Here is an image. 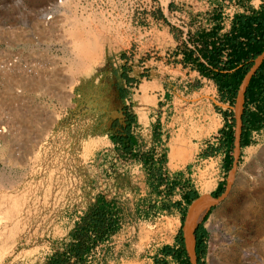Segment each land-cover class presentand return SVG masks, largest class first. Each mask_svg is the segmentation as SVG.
Returning a JSON list of instances; mask_svg holds the SVG:
<instances>
[{
	"label": "rangeland",
	"instance_id": "374dc122",
	"mask_svg": "<svg viewBox=\"0 0 264 264\" xmlns=\"http://www.w3.org/2000/svg\"><path fill=\"white\" fill-rule=\"evenodd\" d=\"M20 1L0 0V6L11 4L9 12L25 20L24 8L51 0ZM207 3L64 0L73 43L63 50L62 71L18 76L22 92L3 93L18 106L0 109V118L9 115L0 146V264H43L100 195L115 201L120 229L95 248L94 264H161L164 258L179 264L162 249L178 246L180 232L190 260L199 264L197 252L193 257L187 247L190 205L184 215L175 205L193 190L204 203L216 199L193 228L195 251V229H206L200 264H260L245 252L264 258L262 235L253 219L234 211V202L247 200L239 178L264 174V127L242 146L236 141L239 128L242 133L237 101H223L215 83L190 68L159 67L158 61L176 63L173 38L188 27L195 8ZM84 41L99 48L95 58L84 52ZM152 68L160 72L150 77ZM124 74L137 77L127 82ZM225 111L229 122L235 119L230 153L221 132ZM126 113L136 116L138 157L113 139ZM146 153L153 156L147 166L141 159ZM152 166L163 173L158 189Z\"/></svg>",
	"mask_w": 264,
	"mask_h": 264
},
{
	"label": "trees",
	"instance_id": "16d2710c",
	"mask_svg": "<svg viewBox=\"0 0 264 264\" xmlns=\"http://www.w3.org/2000/svg\"><path fill=\"white\" fill-rule=\"evenodd\" d=\"M212 19L213 27L199 29L196 32L189 31L187 40L178 46L175 54H182L181 62L185 67H191L197 70L202 77L212 80L221 99L234 106L244 79L255 65L256 59L264 52V0L259 8L247 6L244 11L237 12L227 31H222L224 28L222 12L216 11ZM124 78L127 82L133 80L127 74H124ZM224 114L227 125L221 132L224 135V145L230 153L235 141V119L234 123H231L228 120V112L225 111ZM241 118V143L245 146L250 143L252 133L264 127V58L247 85ZM135 122L136 116L126 113V123L121 126L117 134L113 135V139L122 146L125 152L138 157V152L134 150L138 140L132 130ZM141 159L147 166L152 162L153 156L146 153ZM150 173L159 180L154 185L158 189V185L164 180L162 170L160 168L155 170L152 166ZM172 184L174 188L175 184ZM220 189L221 186L218 187V190ZM198 196L195 190L184 191L183 199L175 202V205L182 209L184 215L186 208ZM184 202L185 206H183ZM182 219L184 221V218ZM119 229L120 220L115 201L100 195L70 230L68 240L50 254L43 264H94L95 248L109 240ZM205 234L206 229L199 224L195 229L199 264L200 255L206 250L202 238ZM177 238L178 246L166 245L162 253L165 257L173 256L179 264H193L181 232ZM156 261L159 263L158 260ZM161 264H168L166 258Z\"/></svg>",
	"mask_w": 264,
	"mask_h": 264
},
{
	"label": "built area",
	"instance_id": "2783aa9c",
	"mask_svg": "<svg viewBox=\"0 0 264 264\" xmlns=\"http://www.w3.org/2000/svg\"><path fill=\"white\" fill-rule=\"evenodd\" d=\"M10 5L0 6V109L18 106L12 98L3 95L9 90L22 92L16 84V77L62 71L63 50L73 43L64 0L24 8L25 20H18V16L10 13ZM8 119V113L4 112L0 118V146L2 136L7 132Z\"/></svg>",
	"mask_w": 264,
	"mask_h": 264
},
{
	"label": "bare ground",
	"instance_id": "6f19581e",
	"mask_svg": "<svg viewBox=\"0 0 264 264\" xmlns=\"http://www.w3.org/2000/svg\"><path fill=\"white\" fill-rule=\"evenodd\" d=\"M20 1V0H19ZM94 43V42H93ZM81 44V43H80ZM82 45V44H81ZM93 44L91 42L84 41V44L82 47L84 48V52L88 53L89 55L91 54L93 58L97 56L98 49L96 46L93 50ZM88 56V55H87ZM80 60V59H79ZM81 62V60H80ZM87 63V62H86ZM84 64V63H82ZM48 80V79H47ZM25 81V80H24ZM36 81V80H35ZM35 83V82H34ZM32 84V83H31ZM242 99L240 96V101L237 103L239 114L242 112ZM29 110V109H28ZM31 115V114H30ZM30 151V150H29ZM12 152V151H11ZM176 151L174 150L172 154H174ZM263 152V151H262ZM21 153V152H20ZM8 154V153H7ZM14 155V154H13ZM172 156V155H171ZM177 156V155H176ZM174 157V155H173ZM172 157V158H173ZM263 158V157H262ZM15 159V158H14ZM174 159V158H173ZM250 165V164H249ZM245 172V171H244ZM252 174V173H251ZM243 175V174H242ZM253 175V176H252ZM249 176V174L246 173L242 178H239L241 180V185H242V190L243 194L246 195L247 200L244 199V201L238 203V200L234 202V211L241 212L243 214V217L246 219L251 218L255 222L252 224L253 226L255 225L259 231V233L262 235L261 238V245L264 246V174L263 173H256L252 174ZM235 178V172H232L230 180V184L232 183V179ZM238 183V182H237ZM251 183H253L255 186L258 185L260 186V189L252 188ZM210 185V184H209ZM212 185V184H211ZM207 186V185H206ZM213 186V185H212ZM211 186V187H212ZM239 186V185H238ZM206 189V188H205ZM208 189V187H207ZM211 189V188H210ZM254 189V190H252ZM7 190V189H6ZM5 190V191H6ZM207 191V190H206ZM3 193V192H2ZM23 193V192H22ZM4 193L5 199L8 197L11 199L14 196H12L11 193ZM11 194V195H10ZM3 195V194H1ZM14 195V194H13ZM7 196V197H6ZM245 197V196H244ZM14 199V198H13ZM11 199V200H13ZM7 200V199H6ZM9 200V199H8ZM215 198H211L209 201L202 202L203 200L200 198H197L192 202L190 205V211L188 213L186 223H185V233H186V239L187 240V247L191 255L194 257L195 256V248L193 244V228L196 226V224L202 219L204 213L206 212L210 202L215 201ZM232 202V201H231ZM25 203V202H24ZM233 208V207H232ZM28 210V209H27ZM237 215V214H235ZM16 217V216H15ZM240 217V216H239ZM14 218V217H13ZM239 219V218H238ZM9 220H11L9 218ZM241 220V219H240ZM252 226V227H253ZM249 227V226H248ZM255 227V228H256ZM250 230V228H249ZM257 231V230H256ZM232 233V232H231ZM256 233V232H255ZM260 236V235H259ZM235 237V236H234ZM255 237V236H254ZM240 239V238H239ZM256 240V239H255ZM246 247V246H245ZM261 247V246H260ZM255 249H257L255 247ZM234 251V250H233ZM237 253V252H236ZM246 257L250 256H255L257 257L258 261H260V264H264V258L258 252L254 250L246 251L245 252ZM252 260V259H251ZM227 261V260H226ZM253 261V260H252ZM257 262V260L255 261ZM244 264V263H242ZM252 264V263H251Z\"/></svg>",
	"mask_w": 264,
	"mask_h": 264
},
{
	"label": "crops",
	"instance_id": "0c3cea01",
	"mask_svg": "<svg viewBox=\"0 0 264 264\" xmlns=\"http://www.w3.org/2000/svg\"><path fill=\"white\" fill-rule=\"evenodd\" d=\"M262 2H263V0H209V3L195 8V10L192 12V15H191L192 21L190 22L188 27L185 28V30L182 32L180 37H174L173 38L174 45L175 46L177 45V48L175 49V53L178 49V46L183 41L187 40V34L189 31L196 32L199 29H204V28L209 29V28L214 26V21L212 19V16L216 11L222 12V14H223V21L222 22L224 25V28L222 31H227L230 29L234 15L237 12L244 11L247 8V6L259 8ZM108 39H109L108 40L109 43H111L112 38L109 37ZM138 41L143 42L144 38L140 39ZM174 58L176 59V63L173 62V63H171L172 65L170 64L167 66L165 64H161V61H158V62H160L159 67L164 68L163 66H165V67H168L170 69V66H172L176 69H179L181 66L183 69L190 68L192 71H195L198 74V77L201 80L207 79L205 77H202L197 70L192 69L191 67H185L181 62L182 54H180V53L175 54ZM147 72H150V74H151L150 77H151L152 75L154 76L155 74H158L160 71L155 69V68H152L150 70H147ZM130 76L131 77H137L136 74H134V75L130 74ZM207 80L212 81L210 79H207ZM149 81L153 82V80H149ZM141 84H143V83H141ZM157 89L160 90V86Z\"/></svg>",
	"mask_w": 264,
	"mask_h": 264
},
{
	"label": "water",
	"instance_id": "95a60500",
	"mask_svg": "<svg viewBox=\"0 0 264 264\" xmlns=\"http://www.w3.org/2000/svg\"><path fill=\"white\" fill-rule=\"evenodd\" d=\"M263 58H264V52H263V54H261L257 59H256V63H255V65L253 66V68L251 69V71L247 74V76H246V78L244 79V81H243V83H242V85H241V87H240V90H239V93H238V97H237V103L240 101V96H241V99H242V107L244 106V101H245V92H246V88H247V85H248V83H249V80H250V78H251V76H252V74L254 73V71L257 69V67L259 66V64L261 63V61L263 60ZM243 112V111H242ZM242 112H241V114H239V123L240 124H242V118H241V116H242ZM240 129L241 128H239L238 129V135L236 134V141H237V143H240L241 142V135L239 134L240 132ZM199 199L201 198V197H198ZM211 198H213V197H209L208 199H206V200H210ZM197 199V198H196ZM202 200H204L203 198H201ZM194 201V200H193ZM192 201V202H193ZM192 204V203H191ZM190 204V205H191ZM189 211H190V208H189ZM189 211H188V213H189ZM188 216V215H187ZM187 219V218H186ZM186 223V222H185ZM196 252V251H195Z\"/></svg>",
	"mask_w": 264,
	"mask_h": 264
}]
</instances>
